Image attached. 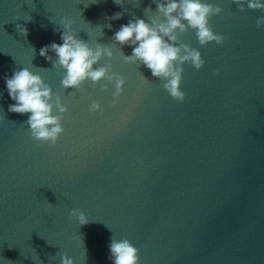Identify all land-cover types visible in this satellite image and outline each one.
<instances>
[{
  "label": "water",
  "instance_id": "water-1",
  "mask_svg": "<svg viewBox=\"0 0 264 264\" xmlns=\"http://www.w3.org/2000/svg\"><path fill=\"white\" fill-rule=\"evenodd\" d=\"M119 2L0 0V264H59L56 253L75 264H113L112 237L129 239L140 264H264V28H256L264 12L203 0L223 9L210 24L226 39L201 46L194 30L180 36L206 63L183 65L186 98L178 103L150 69L124 62L131 46L122 54L112 40L129 20L148 21L153 13L144 9L155 12L156 3ZM124 8L109 30L105 17ZM64 17L90 47L112 49L113 71L126 80L115 108L113 84L65 90L63 70L39 54L63 43L55 29ZM23 68L68 108L55 146L31 138L30 113L8 111L15 101L4 78ZM92 100L103 115L89 113ZM74 208L95 221L79 225L69 218Z\"/></svg>",
  "mask_w": 264,
  "mask_h": 264
},
{
  "label": "clouds",
  "instance_id": "clouds-1",
  "mask_svg": "<svg viewBox=\"0 0 264 264\" xmlns=\"http://www.w3.org/2000/svg\"><path fill=\"white\" fill-rule=\"evenodd\" d=\"M156 10L153 12L151 5L144 9L145 13H153L148 21L136 17L121 25L115 31L112 40L119 44L120 51L125 46L132 47L131 55H124L125 63L143 64L151 70L152 76L162 81L163 89L178 103H183L186 94L181 90L183 80V65L190 64L196 70L205 65L201 52L180 40V36L189 30H194L198 43L206 46L214 42L223 45L225 36L214 32L210 19L220 15L223 9L218 4L204 3L203 0H153ZM114 3L122 5L119 0ZM238 11H244L245 6L250 10L264 12V2L261 0H232ZM135 7L139 8V0H133ZM124 8L112 16L105 17L109 21L105 26L111 30L113 20H120L128 13ZM31 20V19H29ZM53 23V22H52ZM63 30L60 32L62 44L55 42L42 47L39 54L50 61L52 67L61 72L63 88L83 90L82 85L87 81L89 86L95 88L102 80L103 91L113 84L111 107L115 108L124 91L125 78L113 71L111 59L114 55L112 49L100 43L95 48L78 38L79 32L73 27L68 17L61 19ZM54 24V23H53ZM257 30L264 28V15L256 19ZM16 29L25 37L29 35L26 25L17 24ZM35 51V49H33ZM55 53V58L48 55ZM107 57L105 65L96 67L102 58ZM219 69L213 73L216 75ZM8 95L15 103L8 106V111L17 114L30 113L24 122L30 129L31 138L41 144L57 145L60 136L64 133V114L68 111L59 94L53 92L51 86L39 74H33L28 68L16 70L8 77L5 76ZM145 81H148L144 77ZM71 94V93H69ZM89 113L103 115L104 108L98 100H92ZM57 113V114H54ZM5 119V117H0ZM69 218H76L79 225H87L95 220H90L80 209H72ZM83 244V234H80ZM110 257L113 264H140L139 249L132 242L123 238L117 240L112 237L110 243ZM60 256L59 264H75L73 258L66 253H56ZM55 255V256H56ZM51 256V258H55ZM42 264V262H41Z\"/></svg>",
  "mask_w": 264,
  "mask_h": 264
}]
</instances>
